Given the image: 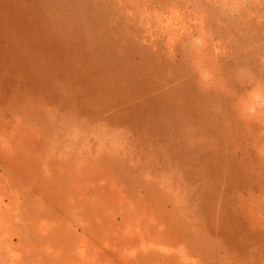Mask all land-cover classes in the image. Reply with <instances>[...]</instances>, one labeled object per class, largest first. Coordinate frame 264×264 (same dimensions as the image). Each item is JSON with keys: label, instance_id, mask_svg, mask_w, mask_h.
I'll use <instances>...</instances> for the list:
<instances>
[{"label": "rangeland", "instance_id": "374dc122", "mask_svg": "<svg viewBox=\"0 0 264 264\" xmlns=\"http://www.w3.org/2000/svg\"><path fill=\"white\" fill-rule=\"evenodd\" d=\"M0 264H264V0H0Z\"/></svg>", "mask_w": 264, "mask_h": 264}]
</instances>
